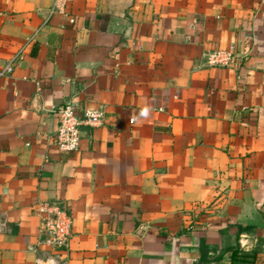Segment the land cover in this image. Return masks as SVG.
<instances>
[{
  "label": "crops",
  "instance_id": "1",
  "mask_svg": "<svg viewBox=\"0 0 264 264\" xmlns=\"http://www.w3.org/2000/svg\"><path fill=\"white\" fill-rule=\"evenodd\" d=\"M54 1L0 0V264L48 252L44 203L67 264H264V0ZM67 104L105 115L73 153Z\"/></svg>",
  "mask_w": 264,
  "mask_h": 264
},
{
  "label": "built area",
  "instance_id": "2",
  "mask_svg": "<svg viewBox=\"0 0 264 264\" xmlns=\"http://www.w3.org/2000/svg\"><path fill=\"white\" fill-rule=\"evenodd\" d=\"M70 0H55L50 9L49 16L65 14L66 6ZM236 61L233 46L223 50H214L206 55V63L210 67L230 68ZM13 63H8L1 71V76L10 75ZM59 125L54 135L55 145L61 152L73 153L78 150L80 143V127L92 128L102 126L105 121L104 112L96 109H84L77 113L72 105H65L57 109ZM133 122V120H131ZM40 220L38 233L39 246L48 252L38 256L34 264H67L71 237V222L64 210L55 204H40L36 209Z\"/></svg>",
  "mask_w": 264,
  "mask_h": 264
}]
</instances>
